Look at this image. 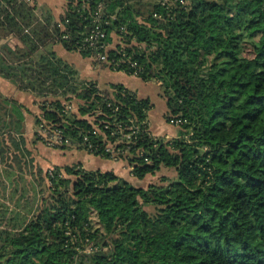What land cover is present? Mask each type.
I'll list each match as a JSON object with an SVG mask.
<instances>
[{
    "label": "trees",
    "instance_id": "16d2710c",
    "mask_svg": "<svg viewBox=\"0 0 264 264\" xmlns=\"http://www.w3.org/2000/svg\"><path fill=\"white\" fill-rule=\"evenodd\" d=\"M98 5L105 41L119 40L109 66L159 84L176 138L150 134L148 99L41 53L60 43L94 56L84 37ZM60 22L0 0V75L36 96V125L138 180L175 178L144 188L79 164L38 167L47 193L30 219L0 228V264H264V0H67ZM11 146L0 134V154Z\"/></svg>",
    "mask_w": 264,
    "mask_h": 264
},
{
    "label": "crops",
    "instance_id": "0c3cea01",
    "mask_svg": "<svg viewBox=\"0 0 264 264\" xmlns=\"http://www.w3.org/2000/svg\"><path fill=\"white\" fill-rule=\"evenodd\" d=\"M34 7L35 15L42 19L49 15L53 22L62 26L60 19L67 7V0H24ZM111 45V44H109ZM117 44L113 45V48ZM112 48V49H113ZM110 50V49H109ZM54 52L62 61L69 64L77 72L80 80L94 82L98 89L111 92L110 87L121 84L128 90L134 92L140 99H148L152 105L147 114V125L150 134L155 138L174 139L178 136L179 129L176 125L167 121V104L161 97L159 84L155 81L144 82L135 75L126 74L123 71L112 69L109 65L100 63L95 56L83 57L77 52L66 50L60 43L52 44L41 50V53ZM162 105H157V103ZM70 110L77 112L80 102H72ZM0 105H17L20 109L21 132L16 133L23 139L30 134L36 135L37 125L35 119L41 116L40 103L36 96L0 75ZM165 124V125H164ZM169 124L170 127H165ZM24 130V132H23ZM11 134H13L10 131ZM34 153L31 157L40 169L46 171L53 167L81 165L85 170H100L113 172L133 186L143 187L138 180L131 175L130 167L121 160H108L88 154L84 149L72 148L61 150L59 146H50L41 140L34 145Z\"/></svg>",
    "mask_w": 264,
    "mask_h": 264
},
{
    "label": "rangeland",
    "instance_id": "374dc122",
    "mask_svg": "<svg viewBox=\"0 0 264 264\" xmlns=\"http://www.w3.org/2000/svg\"><path fill=\"white\" fill-rule=\"evenodd\" d=\"M117 36L112 33L111 39L106 42L108 50L118 43ZM111 44V45H109ZM157 105H162L159 102ZM20 109L17 105H0V134L12 132L14 140L19 144V150L11 146V150H5V155L0 154V228L20 225L22 220L30 219L42 196L47 191L39 186L38 176H33L39 169L31 155L34 153V145L41 140L36 135L24 136L25 143H19L16 133L21 132ZM165 125V124H164ZM165 127H170L166 124ZM16 132V133H15ZM24 132V130H23ZM43 142V141H42ZM8 143V142H7ZM45 143V142H43ZM10 145V142L8 143ZM26 150L28 152H26ZM17 159H14V156ZM4 157V158H2ZM163 177L175 178V172L171 169L162 168L155 175L147 176L139 184L144 188L150 183H161ZM12 218L13 223L9 221Z\"/></svg>",
    "mask_w": 264,
    "mask_h": 264
},
{
    "label": "built area",
    "instance_id": "2783aa9c",
    "mask_svg": "<svg viewBox=\"0 0 264 264\" xmlns=\"http://www.w3.org/2000/svg\"><path fill=\"white\" fill-rule=\"evenodd\" d=\"M76 1V0H74ZM84 10L87 8L86 6H82ZM101 5H98L94 12L90 13V26L89 30L86 32L84 37V43L91 49L95 58L103 64L109 65L107 60L106 52L108 51V45L106 44V31L102 28V12ZM108 22H104V25H107ZM86 46V47H87ZM70 105L66 107V110L69 111ZM171 124L179 125V120H171ZM37 135L41 139V141L49 144L50 146H60L62 144V137L59 132L54 130H49L43 123L37 126ZM133 132L132 135L138 132L137 126H132ZM131 135H128L126 138H130Z\"/></svg>",
    "mask_w": 264,
    "mask_h": 264
}]
</instances>
